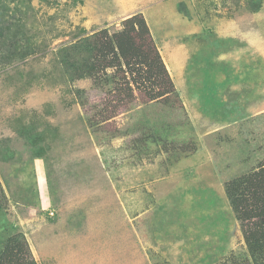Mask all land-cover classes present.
<instances>
[{
    "label": "rangeland",
    "instance_id": "obj_1",
    "mask_svg": "<svg viewBox=\"0 0 264 264\" xmlns=\"http://www.w3.org/2000/svg\"><path fill=\"white\" fill-rule=\"evenodd\" d=\"M6 5L0 249L21 233L36 264H250L224 185L264 161V0ZM137 14L176 98L65 73L59 49Z\"/></svg>",
    "mask_w": 264,
    "mask_h": 264
},
{
    "label": "trees",
    "instance_id": "obj_2",
    "mask_svg": "<svg viewBox=\"0 0 264 264\" xmlns=\"http://www.w3.org/2000/svg\"><path fill=\"white\" fill-rule=\"evenodd\" d=\"M0 0L3 14L8 12V0ZM122 28L109 35L106 30L82 38L58 50L59 63L71 79L88 77L94 84L112 83L120 78L115 94L120 101L131 100L134 93L147 102L176 98L167 69L150 39L143 17L134 15L122 23ZM111 70L113 72H111ZM111 73H108V72ZM117 100H119L117 98ZM226 198L238 222L250 264H264V161L257 170L224 185ZM0 184V198H3ZM0 264H36L21 233L9 236L0 249Z\"/></svg>",
    "mask_w": 264,
    "mask_h": 264
},
{
    "label": "built area",
    "instance_id": "obj_3",
    "mask_svg": "<svg viewBox=\"0 0 264 264\" xmlns=\"http://www.w3.org/2000/svg\"><path fill=\"white\" fill-rule=\"evenodd\" d=\"M52 214V212L51 213H49V216Z\"/></svg>",
    "mask_w": 264,
    "mask_h": 264
}]
</instances>
